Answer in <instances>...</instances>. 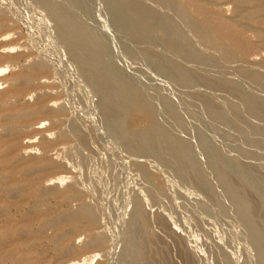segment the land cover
I'll list each match as a JSON object with an SVG mask.
<instances>
[{
    "label": "rangeland",
    "instance_id": "obj_1",
    "mask_svg": "<svg viewBox=\"0 0 264 264\" xmlns=\"http://www.w3.org/2000/svg\"><path fill=\"white\" fill-rule=\"evenodd\" d=\"M0 67V264H264V0H0Z\"/></svg>",
    "mask_w": 264,
    "mask_h": 264
},
{
    "label": "bare ground",
    "instance_id": "obj_2",
    "mask_svg": "<svg viewBox=\"0 0 264 264\" xmlns=\"http://www.w3.org/2000/svg\"><path fill=\"white\" fill-rule=\"evenodd\" d=\"M164 20V19H163ZM255 22H257V21H255ZM165 23V22H164ZM165 25V24H164ZM198 26V25H197ZM202 27V26H201ZM5 50V49H4ZM9 52V51H8ZM12 57V56H11ZM34 63H36V62H34ZM37 64V63H36ZM35 64V66L37 67V65ZM34 65L32 66L33 68L32 69H34V67H35ZM4 67V66H3ZM2 70H4V68L2 69L1 67H0V72H3ZM37 70V69H36ZM0 76H1V74H0ZM40 77V76H39ZM25 80V79H24ZM26 81V80H25ZM28 81V80H27ZM43 81V80H42ZM22 82H24V81H22ZM29 82H31V81H29ZM20 84H22V83H20ZM24 84V83H23ZM109 85V84H108ZM218 86V85H217ZM33 87V86H32ZM112 90V89H111ZM224 90V89H223ZM18 91V90H17ZM114 92V91H113ZM1 98V97H0ZM2 98H3V96H2ZM8 103V102H7ZM125 104H126V102H124ZM28 110V109H27ZM30 110V109H29ZM47 111H49L50 112V110L48 109ZM53 112H54V110H53ZM129 112V111H128ZM121 114V113H120ZM122 115V114H121ZM12 116V115H11ZM10 116V117H11ZM116 116V115H115ZM13 118V117H12ZM12 118H10V119H12ZM5 119H9L8 117L7 118H5ZM2 123V122H1ZM3 124H5L4 122H3ZM3 128H5V127H3ZM40 128L41 127H38V126H36V127H34V129L35 130H40ZM8 129V128H7ZM14 131H16L15 129H14ZM132 131V130H131ZM8 132H10V131H8ZM15 133V132H14ZM1 134V133H0ZM124 134H126V133H124ZM7 134H5V136H6ZM138 135V134H137ZM137 135H135V136H137ZM127 137V136H126ZM17 139V138H16ZM135 139H136V137H135ZM2 140V139H1ZM139 140V139H138ZM136 141V140H135ZM138 142V141H137ZM155 142V141H154ZM8 145H10V144H8ZM27 145V144H26ZM139 145V144H138ZM144 145V144H143ZM18 146V145H17ZM8 147V146H7ZM153 147H154V145H153ZM18 148H20V147H18ZM144 148V147H143ZM136 149V148H135ZM144 149H146V148H144ZM155 150V149H154ZM8 151H9V149H8ZM157 151V150H156ZM14 152V151H13ZM133 152V151H132ZM141 152V151H140ZM146 152V151H145ZM153 152V151H152ZM9 153V152H8ZM29 154V153H28ZM26 155V154H25ZM23 157V156H22ZM12 159V158H11ZM35 161V160H34ZM43 161V160H42ZM45 162V161H44ZM33 165H34V163H33ZM52 167V166H51ZM55 167V166H54ZM63 167V166H62ZM15 168V167H14ZM50 168V167H49ZM40 169H42V168H40ZM12 170V169H11ZM43 170V169H42ZM44 170H45V168H44ZM37 171V170H36ZM35 171V172H36ZM34 172V171H33ZM32 174V173H31ZM42 191V190H41ZM49 191V190H48ZM52 190H50L49 191V193L51 192ZM41 193V192H40ZM89 209V208H88ZM82 211V210H81ZM76 212V211H75ZM69 213H71V212H69ZM76 214H77V212H76ZM76 214H75V217L78 219V217L76 216ZM80 214V213H79ZM84 215L86 216V218H88L90 221H94V219H95V215L93 214V212H91V211H89V210H85L84 211ZM83 215V216H84ZM145 215V214H144ZM80 216V215H79ZM64 216H59V218L60 219H62ZM74 217V218H75ZM82 218V217H81ZM64 219V218H63ZM66 219V218H65ZM82 220H83V218H82ZM61 221H64V220H61ZM66 221H68V220H66ZM93 240H94V238H92ZM91 239V240H92ZM89 243L91 242L90 240L88 241ZM95 242V241H94ZM138 242V241H137ZM92 243V242H91ZM90 243V244H91ZM87 244V243H86ZM94 244V243H93ZM98 245V244H97ZM91 246V245H90ZM88 247V246H87ZM94 247V246H93ZM69 248V247H68ZM67 248V249H68ZM70 249V248H69ZM142 249V248H141ZM65 251V250H64ZM63 251V252H64ZM152 251H154V250H152ZM65 253H67V252H65ZM70 253V252H69ZM145 253V252H144ZM102 258V257H101ZM98 259V258H97ZM96 259V260H97ZM168 262V261H167ZM157 263V262H156ZM165 263V262H164ZM71 264V263H70ZM72 264H78V262H74V263H72Z\"/></svg>",
    "mask_w": 264,
    "mask_h": 264
}]
</instances>
